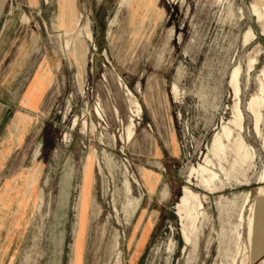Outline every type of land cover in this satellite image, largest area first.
Segmentation results:
<instances>
[{"label": "rangeland", "instance_id": "374dc122", "mask_svg": "<svg viewBox=\"0 0 264 264\" xmlns=\"http://www.w3.org/2000/svg\"><path fill=\"white\" fill-rule=\"evenodd\" d=\"M64 1L7 0L2 14L0 30L21 11L30 20L17 34L21 42L4 50L5 61L4 51L0 54V104L8 109L6 121H12L14 132L9 138L20 145L26 136L23 160L0 190L2 264H241L243 259L260 264L261 248L251 262L247 241V219L254 215L258 223L264 172V110L259 135L246 110L264 68V25L252 15V0H135L134 10L144 3L151 8L142 6L134 14L128 0H74L73 20L89 19L93 35L81 83L76 65L62 51ZM249 28L254 39L245 42ZM32 35L38 39L35 52ZM43 61L54 84L37 103L25 106L23 96ZM235 68L242 137L252 154L244 164L236 156L232 126L229 83ZM125 87L142 108L138 118ZM98 110L106 111L104 120ZM131 120L135 135L125 143ZM223 128L234 132L230 143ZM146 134L153 155L143 144ZM217 135L226 157L214 144ZM37 165L42 169L27 195L24 182ZM199 167L218 180L203 185ZM184 187L203 206L192 232L176 211ZM241 209L245 222L240 224ZM183 230L191 232L190 245ZM11 231V240L3 241ZM262 236L256 233L254 239Z\"/></svg>", "mask_w": 264, "mask_h": 264}, {"label": "bare ground", "instance_id": "6f19581e", "mask_svg": "<svg viewBox=\"0 0 264 264\" xmlns=\"http://www.w3.org/2000/svg\"><path fill=\"white\" fill-rule=\"evenodd\" d=\"M45 1L47 2L48 0H45ZM134 1L135 0H128V5H127L128 10L133 14L137 13L138 12L137 10L141 9L142 6L147 7L148 9L151 8L150 5L144 3V5L141 4L142 6H140V4L137 5L138 6L137 9L134 10V8H133ZM149 1H153V0H149ZM64 3H65V12L63 14V18H64V21L67 22V24L64 27L65 36H66V48L65 49L63 48L62 51H63L64 55L66 54L67 59H69L70 65H72V63H74L76 65L75 67L77 68V71H78V75H77L78 80L81 83L82 74H83V72L86 68V65H87V55L89 54V43L93 42L91 23H90L89 19H87L85 22H83V24H79L78 19L73 20V16L75 15V11H76L75 7H74V4H75L74 0H65ZM251 8H252L251 9L252 15L256 18L257 22L264 25V0H252V7ZM23 23L25 26H28V24H29V18L25 15L23 16ZM139 31H140V28H137L135 31V34H138ZM263 35H264V27H263ZM245 37H244L245 42H246V40L250 41V40L254 39V33L250 28L247 31ZM31 39H32L31 42H33V44L36 45V42H37L36 36L32 35ZM250 42H252V41H250ZM250 70H251V68L249 66V71ZM239 71H240L239 68H235L232 71L231 76H230L231 79H230V83H229L230 85L229 86H231L232 91H233V96H234V105H233V111H232V114H233L232 126H233L234 130L236 131V135L238 137V140H236V145H235L236 156L238 157L239 163L244 164L247 161L252 159V154H251L249 147L244 142L243 137H242L244 117H243V114H242L241 109L239 107V98H240V92H241L240 91V81H239L240 80L239 79V76H240ZM259 77L262 79H260L258 92L251 96V98L248 101L247 106H246V110L252 115V117L254 119V130H255L256 134H258V135L260 133L259 124H260L261 117H262L261 113L264 110V68L262 69ZM117 85H119V83H117ZM125 89L127 91V95L131 96V98H128L131 113L135 117L138 118V117H140V115L142 113V108H141L140 104L138 103V101L136 100V98H134L132 93L128 90V88L125 87ZM171 94L174 96V98L177 97L178 90H177V87L175 84L172 86ZM111 113L114 117L115 116L118 117V111L117 110H113ZM96 115H98L97 117H99L101 120H104L105 115L107 116L105 110H102V111L98 110V114H96ZM21 122L23 123V120H21ZM75 123H76V121H75ZM84 126H85V123H84ZM133 126H134L133 120H131L129 125L126 128V136L124 139L122 138L125 143L131 141L134 138L135 134L133 132ZM223 136H224L226 142L230 143L232 141V139L234 138V132L229 128H223ZM143 144L147 147V149H149L151 151V155H153V150H152L153 140H152V137L150 135L146 134L143 137ZM214 144L216 145V147H217L218 151L221 153V155L226 157L227 156L226 148L223 145L221 138L218 135L216 136V138L214 140ZM37 157H38V150L36 149V151L33 154V161H35ZM88 168H90V166H88ZM41 169H42V166L37 165L34 173L31 175H28L27 178L25 179L24 191L27 195L30 193L34 184L36 183V181L40 175ZM89 170H88V172H89ZM90 173L91 172H89V174ZM197 174L200 176L201 183L203 185H207L210 182H215L218 180V175L216 173L209 171L208 169H206L204 167H199V171H197ZM206 175H211V176H210V178H205ZM92 180H93V178H92ZM259 185H261V187L259 188V191H258V196L260 198V200L258 202V206H257V213H258L257 221H258V223H256V218L254 215L250 216L247 219V235H248L247 241H248V245L250 246V249H251V254H252V252L254 253L253 257L251 255V262L254 261L259 255L257 252L258 247L261 248V253L264 254V237L263 236L260 237L258 241H256L254 239L256 233L258 235H260L261 232H264V187H263L264 186V172L262 173V175L259 179ZM87 186H89V184ZM86 197H87V195H86ZM246 202H248V195L246 197L245 204H246ZM202 208H203V206H202V203L200 201V197L197 194L193 193L190 189L184 187L182 189V195L179 197V200L176 204V211H177V215L182 220H186V221L190 222L191 232L193 230H195L196 223L198 222V219L200 217V211L202 210ZM84 209H83V211H84ZM242 209H241V212L239 215V223L240 224L245 222V218H244V215L242 213ZM88 212H89V210H88ZM81 215H82V213H81ZM84 225H85V222H84ZM84 225H83V227H84ZM241 228H242V226H241ZM191 232H189L187 230L182 231V238L187 245L191 244V237H190ZM79 241H80V239H79ZM76 253H77L76 258L78 260L79 255H80L79 254L80 250L77 251ZM238 254H240L239 251H237L236 255H238ZM119 255H120V253H119ZM233 262H234V260H233ZM241 264H246V259H243ZM260 264H264V260L261 261Z\"/></svg>", "mask_w": 264, "mask_h": 264}, {"label": "crops", "instance_id": "0c3cea01", "mask_svg": "<svg viewBox=\"0 0 264 264\" xmlns=\"http://www.w3.org/2000/svg\"><path fill=\"white\" fill-rule=\"evenodd\" d=\"M7 0H0V25L2 22V14L5 9ZM12 13V12H10ZM27 16L24 14L22 11L20 14H18L16 17L11 19L5 26H2V29L0 30V54L4 50H7V46L10 45L11 43H20L21 39L17 34L19 31H26V28L29 27L30 25V20L28 26H25L23 23V16ZM22 27V28H21ZM21 29V30H20ZM17 36V37H16ZM19 38V39H18ZM37 39V37H36ZM32 41V39H31ZM32 43V51L35 52L37 51V44H38V39L36 42V45ZM17 51L19 53H22L24 50L22 49V46H17ZM22 51V52H21ZM8 51H4L3 54V61L6 60V56H8ZM24 55H29V53H24ZM27 57V56H26ZM10 79V76H8ZM54 84V78L52 75L51 68L49 67L47 61H43V63L40 65L38 68L37 72L34 74L32 81L27 88L24 96H23V105L31 107L34 103H37L42 97L41 94L47 90L51 85ZM56 94V93H55ZM51 107V103L47 104L46 108H43V114H46ZM9 115L8 109L4 107L3 105L0 104V190L2 187H4L5 183L10 179L12 176V172L18 168L19 163L23 160V152H24V140L20 142V145H17L16 142H13V140L9 138V135L14 133L12 131L13 126H12V121L7 123V117ZM23 120L24 126L28 124L29 120L27 119H21ZM15 128V127H14ZM10 183V182H9ZM10 185L12 187H17V185H14L11 181ZM12 209L16 208V204L12 202ZM9 219V218H8ZM11 220V218H10ZM5 219L3 221V225ZM12 227V223L10 225ZM9 236L6 238L3 236V241L6 239L7 241L11 240V233H8ZM5 235V233H4ZM7 235V234H6ZM5 235V236H6ZM2 252H0V264H2L3 261L6 259V250H5V245H3Z\"/></svg>", "mask_w": 264, "mask_h": 264}]
</instances>
